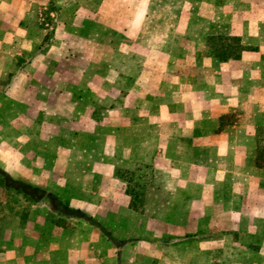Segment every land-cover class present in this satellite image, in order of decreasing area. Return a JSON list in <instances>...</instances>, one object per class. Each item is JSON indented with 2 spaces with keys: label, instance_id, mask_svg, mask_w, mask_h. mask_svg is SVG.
Instances as JSON below:
<instances>
[{
  "label": "rangeland",
  "instance_id": "obj_1",
  "mask_svg": "<svg viewBox=\"0 0 264 264\" xmlns=\"http://www.w3.org/2000/svg\"><path fill=\"white\" fill-rule=\"evenodd\" d=\"M200 1L176 0L172 10H175L177 21L168 19L167 5H160L156 6L157 19L142 22L148 31L175 30L174 35L160 37L161 51L149 48L139 55V66L142 57L144 61L141 76L145 94L137 91L135 85L137 54L127 53L126 38L122 35V29L129 24L123 20L131 6L127 5V1L15 0L11 5L0 7V168L23 180L31 172L38 173L40 167L26 166V161L31 154L37 158L36 161H40L43 142L54 145L59 140H71L68 136L72 133H62L60 129L67 128L70 121L67 113L75 104L77 108H89L94 120L92 123L90 118L82 116L76 121L81 126L78 141L84 159L90 161L87 167L98 156L94 153L104 152L102 146L106 142L121 147V136L126 134V128H129L132 139L140 140L138 152L141 157H133L130 153L119 155L117 159L127 162V165L118 167L135 169L137 164L144 165L141 162L149 161L156 151L158 131L165 132L160 134L161 140L163 134L169 136L168 132L179 124L175 113L186 107L184 101L178 98L185 96L184 92L188 94L190 87H185L178 75L192 78L193 86L199 87L201 70L195 66L202 59L210 62L218 59L212 46L206 43L207 34L232 33L228 23L223 25L217 21L215 6L209 8L213 15L206 21L202 14L208 8ZM152 8L153 5L144 6L146 16L151 15ZM135 23L133 28H136ZM51 26L54 32L48 45L42 39ZM184 65L187 66L184 68ZM209 69L211 110L216 105L215 92L211 88L216 83L212 78L217 69L215 65H210ZM174 75L178 78L176 96L171 98ZM127 76L128 84L125 80ZM156 78L162 83L159 88L160 85L154 84ZM154 92L158 95H148ZM76 94L86 99L75 100L74 104L72 100ZM84 94L91 96L87 99ZM121 106L133 109L130 113L133 115L121 117ZM136 109L144 114L139 116ZM159 110L165 113L158 114ZM154 111H157L156 114ZM236 114L230 112L219 118V128L233 124L238 119ZM216 123V120L210 119V129ZM53 145L48 149L49 156L56 151ZM108 152H105L107 159ZM221 153L222 150L211 145L207 150L210 160H217ZM225 153L226 157H232L227 150ZM168 154L166 150V158ZM137 170L136 180L139 178L137 182L140 184L135 187L145 194L142 204L138 202L142 211H137L132 220L139 224L123 226V233L129 236L139 228L145 235L140 241L130 240L119 251L116 246L98 243L96 247L100 257L95 264H117L118 258V264H169L175 256L178 263L186 264L185 254L194 247L182 239L190 236L214 241L228 231L234 237H240L242 245H248L254 235L259 240L260 229L254 232L250 224H237L239 228L235 230L217 228L224 224H204L208 226L207 231L195 234L184 232V214L169 210V192L163 188L162 182L150 180L143 187L149 169L139 167ZM113 186L124 190L127 184L114 176ZM47 202L46 198H42L34 203L9 190L0 175V264H29L30 257L36 254L48 256L47 264H57V256H62L63 248L57 244L60 231L64 230L70 238H74L73 232L77 229L85 232L78 224L82 220L51 211L46 206ZM212 244L215 245V242ZM213 245L209 248L211 264H235L228 254L219 257L216 252L212 253L216 247ZM249 247L257 250L261 244L250 243ZM87 250L90 252V247ZM87 263L92 264L93 261ZM241 264L250 263L244 261Z\"/></svg>",
  "mask_w": 264,
  "mask_h": 264
},
{
  "label": "crops",
  "instance_id": "obj_2",
  "mask_svg": "<svg viewBox=\"0 0 264 264\" xmlns=\"http://www.w3.org/2000/svg\"><path fill=\"white\" fill-rule=\"evenodd\" d=\"M14 1L1 0L0 7L11 5ZM125 1L128 6H131L126 18H123L129 24L122 29V35L124 39L126 38L127 53L137 54L135 85L137 91L140 90V93L145 94L141 76L144 61L142 57L139 66V55L147 49L161 51L160 37L174 35L175 30L169 28L163 32L148 31L142 22L150 18L157 19L156 6L160 5L169 7L170 21H177L175 10H172L177 3L176 0ZM200 4L208 8L202 14L206 21L212 19L210 15L213 14L210 13L209 8L215 6L219 24L228 23L232 28V33L229 35L223 32L216 34L238 36L241 43L249 48L243 50L237 58L224 61L217 59L215 62L200 60L195 66L201 70V77L198 79L201 83L199 87L193 86L192 78H182L178 75L184 81L185 87L187 85L188 88L190 87L188 94L184 92L185 96L178 98L184 101L186 106L175 113L179 124H176L174 130L168 132L169 136L163 134L162 140L159 139L160 134L165 132L158 131L156 151L149 161L141 163L149 166L152 181H161L163 188L169 192V210L184 214L182 223L184 232L195 234L207 231L208 226L204 224H224L218 225L217 228L232 230L239 228L237 224H250L249 227H253L254 232L260 229L259 240L257 235H254V239L251 238L248 245H242L241 238L234 237L233 233L228 231L214 241L199 239L195 236L186 237L182 240L189 241L190 246L194 247L185 254L186 264H211L212 255L209 248L213 242H215L213 246L216 247L212 249V253L216 252V256L228 254L235 264H241L244 261L250 264H264V0H204V2L202 0ZM145 5H153L151 15L146 16ZM134 22H136V28L132 27ZM210 65H215L217 69L212 78L216 83L214 88H211L212 92H215L213 95L216 105L211 110L208 77ZM186 66L184 65V68ZM190 66L193 67L191 64ZM176 79L178 78L174 75L172 81L174 91L170 93L171 98L176 96ZM125 80L128 84L129 76ZM154 84L160 85L158 88L162 86L160 80L157 82V78ZM197 89L199 91H196ZM84 95L87 99L91 96V94ZM148 95L155 97L158 94L154 92ZM81 96L78 94L73 96L72 103L75 104V100L80 101L83 98ZM133 111L121 106V117L127 118L133 115L130 114ZM136 112L139 116L144 114L140 109H136ZM156 112L154 111L155 114ZM166 112L170 113L169 110ZM230 112H237L238 119L233 124L219 128V118ZM162 113H165L164 110L158 111V114ZM67 114L70 118L69 126L60 131L72 133L68 136L71 140H59L54 145L48 144V141L43 142L40 161H36L37 158H33L32 154L31 160L26 161V166L40 167L38 173L31 172L23 180L1 168L16 179L27 180L26 182L57 194L70 207L80 209L100 222L114 238L126 240L121 247H116L117 251L130 240L134 242L142 240L145 234L139 228L129 236L123 233V226L139 224L138 221L132 220L136 217L137 211L142 210L130 207L127 186L124 190L113 186L114 176L121 179L116 175L118 166L127 165V162H121L117 158L119 155L126 156L129 153L133 157L134 155L137 158L141 157L138 152L140 140L132 139L129 128H126V134L121 136V147L117 148L113 143L106 142L102 146L104 152L94 153L98 156H95L94 163L87 167L90 161L87 158L84 159V152L82 153L81 143L78 141L81 126L76 121L83 116L90 118L94 123L91 112L89 108H77L75 104ZM210 119L217 122L211 126V129ZM209 138L214 141L210 142ZM51 145L56 150L53 156L48 155ZM210 145L217 150H222L221 155H224H220L217 160H210L207 155ZM166 150L169 152L167 158ZM226 150L232 157H226ZM106 151L108 159L105 155ZM77 219L82 220L78 224L85 232L77 229L78 232H73L74 238H70L63 232L64 230L60 231L57 244H61L66 250L61 249L62 256H57V264H88V261H93L92 264H95L100 257L96 247L98 243L109 247L115 246L96 226L81 218ZM257 224L262 225L257 226ZM250 243L261 244V247L257 250L252 249L249 247ZM87 247H90V252ZM47 257L44 254L33 255L29 259V264H47ZM116 261L118 264L119 258ZM177 263L176 256L169 262V264Z\"/></svg>",
  "mask_w": 264,
  "mask_h": 264
},
{
  "label": "trees",
  "instance_id": "obj_3",
  "mask_svg": "<svg viewBox=\"0 0 264 264\" xmlns=\"http://www.w3.org/2000/svg\"><path fill=\"white\" fill-rule=\"evenodd\" d=\"M53 25V24H52ZM53 26H51L50 29L46 32L44 36V42L46 44H50L53 36ZM206 43L210 46H212L214 50V55L217 57L219 60L224 61L229 58H237L240 56V53L249 48V46L242 44L240 41V38L238 36H221L215 33H210L207 36ZM138 166V167H137ZM135 166V169L132 168H122L119 169L117 168L116 170V175L120 177L123 181L126 182L127 187L126 191L130 195V207L133 209L139 210L140 202L142 204L143 198H144V192H139L135 186L139 185L140 182L138 183L136 180L138 176V170L139 167L142 168H148L149 166L144 164V165H138ZM0 175L2 178V181L5 183L7 188L13 192H17L22 194L26 199H28L31 202H38L42 198H46L48 202L46 203V206L51 211H56L60 215H68L69 217H74V218H81L85 220L86 222L96 226L100 231H102L106 237L116 246V247H121L126 240H118L114 238L106 229L105 227L98 222L97 220L93 219L91 216L86 214L85 212L81 211L80 209L70 207L66 201H64L62 198H60L57 194L48 191L40 186L31 184L29 182L16 179L12 177L10 174H8L5 170L0 168ZM146 178L142 186H146L147 182L152 180V173L147 171Z\"/></svg>",
  "mask_w": 264,
  "mask_h": 264
}]
</instances>
